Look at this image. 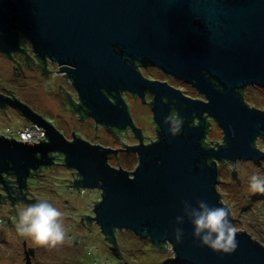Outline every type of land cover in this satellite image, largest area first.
I'll return each instance as SVG.
<instances>
[{
	"label": "water",
	"instance_id": "1",
	"mask_svg": "<svg viewBox=\"0 0 264 264\" xmlns=\"http://www.w3.org/2000/svg\"><path fill=\"white\" fill-rule=\"evenodd\" d=\"M20 34L31 40L41 61L50 58L63 66L99 124L121 131L133 127L142 139L120 94L155 93L159 140L128 149L140 160L130 175L107 164L108 156L117 151L78 138L69 142L19 98L0 95L1 108L17 109L38 125V135L44 138L28 144L1 135L0 178L11 171L26 188L32 170L51 167V154L59 153L67 168L79 172L81 179L73 186L102 191L101 201H94L96 216L87 220L101 227L117 255L115 232L127 230L155 246L169 243L177 262L184 264H264V245L246 231L237 232L239 246L231 255L199 247L187 222L183 242L177 245L172 238L184 200L204 199L225 207L234 223L217 189L218 162L264 160V151L257 147V139L264 138V111L250 107L242 94L251 86L264 88V0H0V52L9 57L22 52ZM135 61L193 84L208 102L161 93L136 71ZM13 75L17 80L24 71ZM60 91L67 90L60 84ZM172 102L182 125L170 120ZM206 116L223 130V145L208 142L220 144L218 149L202 144ZM195 118L198 126L191 125ZM231 170L241 184L236 165ZM27 197L36 202V197ZM23 244L26 264H32L29 254L34 256V248L26 250L25 240Z\"/></svg>",
	"mask_w": 264,
	"mask_h": 264
},
{
	"label": "rangeland",
	"instance_id": "2",
	"mask_svg": "<svg viewBox=\"0 0 264 264\" xmlns=\"http://www.w3.org/2000/svg\"><path fill=\"white\" fill-rule=\"evenodd\" d=\"M26 48L31 51L32 44L27 41ZM24 75L15 78L13 63L0 57V88L13 94L19 101L30 106L46 120L53 122L59 129H65L70 134L73 127H79L77 119L69 113L60 84L68 92H75L70 80L60 75L58 68L51 67V72L44 75L38 69H22ZM21 72L17 70L16 74ZM154 73V72H153ZM11 90L13 92H9ZM245 101L254 108L264 111V88L251 86L246 90ZM135 118L146 131L147 137L155 138L153 124L150 122L149 109L140 103L132 104ZM6 113L0 107V136L20 140L18 133L32 122L15 108L9 106ZM90 138L94 137L90 129ZM85 133V132H83ZM100 139L106 141L100 133ZM223 130L214 120L207 136V142H223ZM35 144L43 140V136H35ZM33 144L31 141H26ZM24 142V143H26ZM257 147L264 151V138L257 139ZM132 160V159H131ZM127 161V160H126ZM116 165V163H113ZM128 171L134 172L138 167V160L130 164L124 163ZM219 178L217 189L222 195L223 203L233 214L234 224L238 232L246 231L251 237L264 245V194H253L248 191V177L256 172L264 173V160L260 162L238 161L218 162ZM236 165L241 184L232 177V170ZM30 180L31 193L39 200H47L59 208L63 213L65 239L55 245L38 244L30 238L19 235L15 230L17 215L11 208V203L0 206V264H25L24 240L26 250L34 248V256L29 254L32 264H174L173 249L169 246L164 253L153 247L148 239H142L131 231H117V243L121 249V257L111 249L101 231V227L94 221L90 225H83L82 215L95 217V202L101 200L100 189H88L73 186L72 170L58 163L52 169L41 170ZM44 174V175H43ZM34 199H31L33 201ZM95 201V202H94ZM27 205H15L17 212ZM85 219V218H83ZM179 264V263H177Z\"/></svg>",
	"mask_w": 264,
	"mask_h": 264
},
{
	"label": "flooded vegetation",
	"instance_id": "3",
	"mask_svg": "<svg viewBox=\"0 0 264 264\" xmlns=\"http://www.w3.org/2000/svg\"><path fill=\"white\" fill-rule=\"evenodd\" d=\"M27 41L31 42V40L29 38H27L23 34H20V43H19L20 46H19V48L22 50V52L12 53L11 57L0 52L1 58L8 59L13 63V69H14L15 73L17 72V70L24 69L27 67L28 69H38L39 72L43 73L44 75H48L51 72V67L54 66L55 68H58L60 75H62L63 77H65L71 81V79L62 70L63 66H60L58 62H56L50 58H47L46 62L41 61L38 58V55L34 51V46H33L32 42H31L32 50L29 51L26 48V45L28 43ZM134 66L136 68V71H138L144 79H146L150 82H154L156 84V86L160 89L159 91L161 93L169 94L172 97L178 95V97L182 98V99L183 98H189L191 100L208 102L206 96L201 94L193 84L179 80L178 78L174 77L173 75L167 74L164 70H162L159 67H156L153 65H144L138 61L134 62ZM72 84H73V82H72ZM74 89H75V87H74ZM177 90L180 91L181 94L176 92ZM245 90H247V88ZM0 95L4 96L6 98L7 97L8 98H17L16 96H14L12 94L7 93L6 88H0ZM62 95L66 101L69 113H71L73 116L76 117L77 123H79V125H80L79 127L78 126L73 127L72 131H70V134H67L65 132L66 131L65 129H59L53 122L46 120L43 116H41L40 114L35 112L30 106L29 107L35 113L40 115L43 119H45L47 122H49L51 125H53L67 139V141L74 142L75 139L78 138V139H81V140L91 144V145L100 146V147H103L106 149H111V150L117 151L116 154H110L108 156V160H107V164L116 170L123 169L125 171H128L125 168L124 163L128 161V163L130 164L134 159L138 160V164H140L138 153L128 151V149L140 146L141 144L148 146V145H151V144H153L159 140L158 126L155 123V117H154V111H153V107H154L153 103L156 101L155 100L156 94L153 93L152 91L144 90V97H141L139 95H134V94L127 92V91H122L120 94L121 98L124 100L125 104L127 105L128 109H129L130 116L132 118V123L134 124L135 128L137 130H139L142 139H140V137H138V135L136 134L133 127H127L126 130L121 131V130H118L116 128L107 127L103 124L97 123L96 120L91 116V114H90L91 112H89L88 109L82 103L81 97H80V95L76 89H75V92H72V93L68 92V91H64ZM109 99L113 103L116 102L114 97H112V96H109ZM163 101L165 103L169 102V100L166 99V97H164ZM178 101L179 100L176 98L173 100V102L176 104L178 103ZM136 102L140 103V105L143 104L144 106H146L149 109V113L152 114V116H150L149 118H150V122H152V124H153V129L155 131V138L154 139H150L149 137H147L146 131L144 130L143 127H141L139 125V122L135 118V114H134L135 110H134L132 104H136ZM173 102L170 106V120L173 121L174 123L178 124V125H182L183 120H181L179 118V112L176 110V108H175L176 104L174 105ZM8 109H10L9 106H6L3 109V111H6ZM213 121H214L213 119L207 117V124H208L207 126L208 127H207V131H206L207 133H206L205 139H207V136L211 130V125H212ZM199 124H200L199 119L195 118L191 125L192 126H198ZM90 129L94 133L93 138L89 137V135L91 133ZM45 132H46V130H45ZM83 132H85V133H83ZM100 133L102 134V136L105 138L106 141H102L100 139L101 138L99 135ZM131 138L133 141L131 140ZM46 140L49 141L48 137ZM223 144H224V141L222 142L221 145H223ZM219 146H220V144L216 145V146L206 147V148L218 149ZM51 156L54 158V165H52L51 167H40L36 171L32 170L31 176L27 180V187L26 188L20 187V184L18 183L17 176H15L11 171L4 173L2 175L3 177L0 178V204L11 203V205L14 206V205H18V204H22V203L25 204L26 202H29V200L32 198H29L27 196H29V195L32 197L34 196V194L33 193L31 194V192H30L31 188H32V186L30 184V180L35 176V174L40 172L41 170H46V169L50 170V169L56 167V165L58 163H60V161H62V164L65 165L64 164V160H65L64 155L59 154V153H52ZM222 162H224V161H222ZM113 163H116V165H114ZM70 170H72L73 176L75 174L74 181H73V184H74V182L79 181L81 179V177L79 176V172L77 170H75V169H70ZM128 172L130 173V175L133 174V172H131V171H128ZM77 189L80 190V188H77ZM101 193H102V191H101ZM36 201H37V199H36ZM30 202L35 203L32 201H30ZM88 217L93 218V216L86 215V218L82 219L83 225H89V224H92L94 222V221H88L87 220ZM105 239L108 242L111 249L113 250L114 247L112 245V242L108 241V239L106 237H105ZM25 264H26V262H25Z\"/></svg>",
	"mask_w": 264,
	"mask_h": 264
},
{
	"label": "clouds",
	"instance_id": "4",
	"mask_svg": "<svg viewBox=\"0 0 264 264\" xmlns=\"http://www.w3.org/2000/svg\"><path fill=\"white\" fill-rule=\"evenodd\" d=\"M247 189L253 194H264V173L251 174ZM63 215L52 203L39 200L18 210L15 230L38 244L55 245L65 239ZM185 222L191 226L192 239L199 247L216 254L231 255L239 246L238 228L225 207L213 206L204 199L182 201L181 212L172 226V238L177 245L185 238Z\"/></svg>",
	"mask_w": 264,
	"mask_h": 264
},
{
	"label": "trees",
	"instance_id": "5",
	"mask_svg": "<svg viewBox=\"0 0 264 264\" xmlns=\"http://www.w3.org/2000/svg\"><path fill=\"white\" fill-rule=\"evenodd\" d=\"M242 94H243V96L245 97L246 96V90H243L242 91ZM247 103V102H246ZM250 107H253V106H251L249 103H247ZM202 144H203V146H205V147H210V144L207 142V139H205L203 142H202ZM221 201L223 202V200H222V197H221ZM235 220V219H234ZM117 231H120V230H116V232H115V234L117 233ZM123 231V230H122ZM116 238H117V236H116ZM141 238V237H140ZM142 239H146V238H142ZM149 240V243L153 246V247H155V248H157L159 251H161V252H165L166 251V249L169 247V246H171L169 243H165V244H161L160 246H155V245H153L152 244V242H151V240L150 239H148ZM118 247V249H119V254L117 255L116 253V255L117 256H119V257H121V249H120V247H119V245L117 246ZM172 248V247H171ZM173 253H174V251H173ZM173 257H174V259L173 260H171L170 259V261L169 262H173L174 264H177V263H179V264H184V263H180V262H177V260H176V255L174 254V255H172ZM99 264V263H98Z\"/></svg>",
	"mask_w": 264,
	"mask_h": 264
},
{
	"label": "built area",
	"instance_id": "6",
	"mask_svg": "<svg viewBox=\"0 0 264 264\" xmlns=\"http://www.w3.org/2000/svg\"><path fill=\"white\" fill-rule=\"evenodd\" d=\"M39 129L38 126L35 124H30L27 126L23 131L18 133V136L20 140L26 142V141H31L34 143L36 141L35 136H39ZM15 139V138H14Z\"/></svg>",
	"mask_w": 264,
	"mask_h": 264
}]
</instances>
